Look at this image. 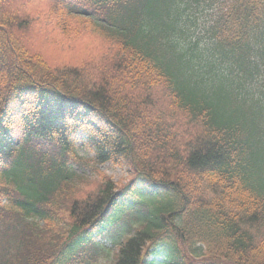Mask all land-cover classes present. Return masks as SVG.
<instances>
[{
	"label": "trees",
	"instance_id": "1",
	"mask_svg": "<svg viewBox=\"0 0 264 264\" xmlns=\"http://www.w3.org/2000/svg\"><path fill=\"white\" fill-rule=\"evenodd\" d=\"M10 1L0 264H86L120 201L138 224L111 264H264V0H27L30 16ZM31 21L54 61L22 41ZM68 39L95 48L82 58ZM109 161L127 184L99 169Z\"/></svg>",
	"mask_w": 264,
	"mask_h": 264
},
{
	"label": "rangeland",
	"instance_id": "2",
	"mask_svg": "<svg viewBox=\"0 0 264 264\" xmlns=\"http://www.w3.org/2000/svg\"><path fill=\"white\" fill-rule=\"evenodd\" d=\"M13 3L17 4L18 9L22 11V12L21 11L19 12L21 15L26 16L24 13H28L30 16V14H32L30 12H33V4L30 2H27V0H11L10 4L13 5ZM18 3L20 4L18 5ZM14 10L16 11L17 8H14V9L11 8L10 12L13 13ZM41 31L43 32L41 25H36V23H33L31 21L30 28L28 29V31L23 32L22 41L24 40L26 43L29 44L28 48L31 53L37 52V49H39L38 51H40L43 54V58L46 61L52 62L54 61L53 59L57 58L54 56L56 55V53L49 48H45V45L51 42L52 38L50 39V37H48L47 39H44L43 35H46L48 33L46 34L45 32L41 33ZM71 35L73 34L69 33L68 36H71ZM199 35L201 34L199 33ZM52 36L58 37L62 35L52 34ZM83 43L84 44L77 46V45H74V40L68 39L66 43L63 44V46H67V48L72 50L73 53L81 55L82 58H86L89 55L87 52H89V50L91 49H94L95 46H90L92 43H87L86 41H84ZM98 43H99L100 48L101 47L104 48L103 44H101L100 42ZM54 47L55 49L61 51L60 50L61 46L58 45L57 43H55ZM91 52H95V51H91ZM83 141H84L83 136H80V135L77 136V139H76L77 154L82 157L92 156L93 155L92 147H90L86 143L83 144ZM99 169L101 171H104L107 175H109L113 183L118 186L120 184L127 183L130 177L132 176V173L130 172L129 168L125 164L118 163V162L115 163L114 161H109L107 163L100 165ZM84 171L87 172L86 170ZM149 199H151V197L147 196L146 200L148 201ZM120 209H126V204L120 205ZM118 221H119L118 223H116L114 226H112L108 230V232L110 233L103 234L104 238H101L98 236L95 237V241L102 244L101 246L105 248H98V246L95 247L93 245V247H89L86 249L87 253H89L91 256V260L89 261L90 262L89 264H111V261L114 258V253L116 251L117 245L120 243L121 239L132 230L133 226L136 224V223H133V224L131 223L130 226L127 227L122 222V218ZM92 249H93V252H92ZM81 256L83 257L84 260H86V258L83 256V252L81 253Z\"/></svg>",
	"mask_w": 264,
	"mask_h": 264
}]
</instances>
